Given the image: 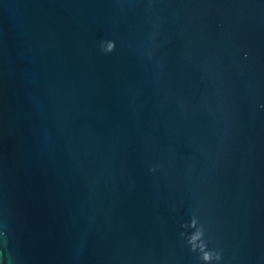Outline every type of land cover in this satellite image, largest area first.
Instances as JSON below:
<instances>
[{
  "label": "water",
  "instance_id": "1",
  "mask_svg": "<svg viewBox=\"0 0 264 264\" xmlns=\"http://www.w3.org/2000/svg\"><path fill=\"white\" fill-rule=\"evenodd\" d=\"M261 105L264 0H0V264H264Z\"/></svg>",
  "mask_w": 264,
  "mask_h": 264
},
{
  "label": "clouds",
  "instance_id": "2",
  "mask_svg": "<svg viewBox=\"0 0 264 264\" xmlns=\"http://www.w3.org/2000/svg\"><path fill=\"white\" fill-rule=\"evenodd\" d=\"M115 47L116 44L113 40L101 42V48L105 53L113 52ZM261 107L264 108V105H261ZM152 170L154 171L155 169ZM181 227L185 229L184 232H181V237L186 239L192 252H198L200 254L199 259L202 264H213V261H220V252L208 247L209 241L206 238L205 227L196 215H193L190 220L182 224ZM189 229H191L190 232L188 231ZM8 244L9 232L7 224L5 223L3 229L0 230V246L7 249ZM13 259L14 257L9 253L7 256L8 264H12Z\"/></svg>",
  "mask_w": 264,
  "mask_h": 264
}]
</instances>
